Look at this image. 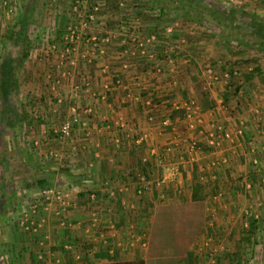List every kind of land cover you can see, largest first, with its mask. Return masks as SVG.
I'll return each mask as SVG.
<instances>
[{"label":"rangeland","instance_id":"rangeland-1","mask_svg":"<svg viewBox=\"0 0 264 264\" xmlns=\"http://www.w3.org/2000/svg\"><path fill=\"white\" fill-rule=\"evenodd\" d=\"M144 1L145 4L135 7L138 9L135 14V0H120V11L111 19L112 23L106 24L108 17L102 13L101 7L104 0H0V58L8 55L16 60L22 50L25 51L24 48L9 43L7 39L11 30L19 29V21L24 24L29 43L25 61L16 72L17 91L10 97L8 112L2 111L0 102V264H54L53 259L48 260L47 251L52 249L56 252L59 246H52V242L48 244L45 235L55 227L51 222L55 216H65L73 208L69 205L74 200L75 193L70 189L75 185L65 180L60 183L64 178L56 174L57 170L64 171L75 162L71 154L64 155L60 150L66 146V140L60 139L58 130L62 122L70 118L66 108L68 110L75 106L68 100L65 103L57 102L62 68L72 73L70 60H128L127 57L130 60L141 58L154 61L156 65L163 62L164 67H158V72L152 63L148 64H152V70L155 68L154 74L167 77L161 84L168 86L164 89L166 95L160 98L165 101L162 106H169L163 109H168L164 116L171 113V106L176 111L178 109L175 107L185 102L198 108L204 107L201 105L203 102H209L211 107L200 110L202 115L207 109H212V112L209 111L212 118L205 121V124L216 119L218 122H225L233 130L231 123L241 126L238 122H242L243 136H247V140L244 146L241 138L234 143L240 144L248 160L241 161L238 159L241 156L235 163L230 160L226 180L217 179L214 188L206 182L201 185L197 193V198L201 201L186 199L183 187L179 193L174 194L173 191L181 180L180 173L162 188L153 186L152 189H156L153 191L155 196L156 191L161 190L158 193L159 202L149 204L148 210L144 207L132 212L129 220L132 226H128V234L124 240L126 247L110 264H138L134 262L137 261L135 257L139 251H142L140 264H264V186L260 184V177L264 176V157L259 159L261 163L258 167H252L250 162L254 157H260L262 146H254L255 140H261L260 136L264 137V76L260 78V82L255 79L250 84L244 83L237 93H233L234 86L243 80V74L256 67L264 72V52L254 46L253 40L246 34V29L241 26L244 20L240 16L235 17L237 27L233 30L224 27L221 30L211 25L184 24L177 11L166 8L165 15L161 18L163 20L159 21V28L154 30L155 23L152 28L147 26L145 32L142 25L144 19L140 15L147 14L150 18L159 15V4L155 0ZM207 3L223 11L236 8L243 13H254L264 18L263 0H207ZM91 10L94 12H90ZM92 13L94 21L81 30L86 16ZM121 17L124 18L120 20ZM145 19L149 23L152 21ZM128 21V25L132 27L131 32L120 33L126 29L124 26ZM72 27H76L81 36L70 43L64 37ZM155 31L160 40L156 39ZM150 36L154 37V41L147 43ZM107 37L109 42L102 45L101 40ZM92 39L100 42L96 48L92 47ZM132 50L133 55H128ZM95 52L100 55L99 58ZM32 60H36L38 65L34 63L32 66ZM174 62L176 70L172 66ZM175 71L176 76L173 73ZM49 76H53L51 82ZM228 82H233V87L228 86ZM33 88L44 90L46 95L30 99L28 91ZM169 88L174 90L167 91ZM227 90L228 100L224 102L225 96L222 97L221 93ZM220 98L222 101H218ZM17 109L23 113L24 123H32L34 127L33 121H36L39 126L35 130L31 129L35 136H40L35 139L36 144L34 139L27 141L26 137L31 131L27 134L24 126L12 124L15 121H12V115ZM49 113L53 115L52 122L44 117ZM76 113L79 117L88 115L85 110L82 113L76 109ZM64 116L67 118L63 120ZM158 117L157 124H160L162 116ZM176 117L183 119L180 113ZM45 120L47 121L44 123ZM160 127H157L159 130L156 129L157 136L158 132H162ZM181 127L183 137L175 142L182 143L184 140L185 145L181 148L168 154L164 151V143H154L156 147L162 144L159 147V157L147 158L149 162L142 165H150V162L157 160L160 167L155 166L157 173L154 176L147 174V169L146 172H141L140 175L146 176L148 181L164 176L166 166L179 157L176 152L183 149V153H186L189 142L197 137V134L188 132L184 125ZM260 129L261 134L257 133ZM73 136L74 132L69 139L73 140ZM172 140L173 136H169L167 144ZM201 144L200 151L196 154L202 158H206L208 154L215 157L214 154H218L220 150H224V156L227 152L229 155L231 153L230 142L223 143L222 148L209 153ZM149 147L151 145L146 150ZM165 164L162 170L161 166ZM241 164L246 168L243 176H240L239 171L236 172L237 166ZM187 166L191 167V164ZM41 181L46 182L45 188L39 186ZM247 182H252L250 188L246 187ZM61 185H66L68 189L63 190V195H60L61 190L58 189ZM50 187L59 195L45 199L42 191ZM63 200H71L65 211L60 210L64 208L61 206ZM87 202H90L89 199ZM87 215L88 224H91L97 215L96 210L90 206ZM206 216L215 221L214 229L207 231L211 237L205 236L208 226L200 219ZM137 217H145L144 227H139ZM249 218L257 221L253 233L247 227ZM59 223L57 229L61 230L66 226ZM246 234L249 235L245 238ZM129 243L131 248H127ZM76 247L80 249L81 243ZM74 258H80L77 252Z\"/></svg>","mask_w":264,"mask_h":264},{"label":"crops","instance_id":"crops-1","mask_svg":"<svg viewBox=\"0 0 264 264\" xmlns=\"http://www.w3.org/2000/svg\"><path fill=\"white\" fill-rule=\"evenodd\" d=\"M145 16L149 20L152 19V21L150 20L151 24L146 20L142 21L143 27L149 26V28H152L156 21L150 18L151 16L149 17L146 14ZM144 31L146 32L145 29ZM133 53L134 51L127 54L132 56ZM112 56L115 55L112 54ZM127 59L70 60L72 73L62 68L63 71L60 74L62 83L58 87L59 93L57 96L59 100L57 102L63 101L65 103L68 100L82 113L86 109H90L91 112L87 116L80 117V124L75 126L74 139H66L64 143L66 146L60 148L62 154L68 156L71 154L75 162L68 165L64 171L60 172L57 170L56 174L60 178H64L60 180V183L65 180L67 183L72 182L75 185L74 187L71 186L70 189L75 195L70 205L71 200H63V204L61 202V206L64 207L60 209L61 211H65L68 205L73 206V208L65 216L64 214L55 216L53 221H51L55 227H53V230H49V234L47 232L45 235L48 238V244L52 242V246H59V250L56 252L52 249H50V252L49 250L47 251L48 260L53 259L54 264H110L114 257L123 252V247H126L124 240L128 234L126 231L129 230L128 226L129 228L132 226L129 223L132 212H135L136 208L140 210L145 207L148 210L149 204H155L160 199L158 195L161 192L160 189L156 191V196L153 192L156 189H152V191L143 193L140 196L136 194L137 181L143 167L141 159L147 154L146 148L150 145L151 147H156L154 143L157 144L158 142L164 143L165 147L169 142V136L175 135L177 141L183 137L181 136L183 134L181 131L182 119L176 117L175 123L172 124L177 129L176 134H173L170 129L161 128L157 124L158 116L163 117L166 115L168 109H163L169 107L162 106L165 105L164 101L159 105L150 102L149 96L162 98L167 93L164 89L168 86L164 87V85H161L167 77L154 74L155 68L152 70L153 64L157 68L156 72H158V67H164L163 62L161 61V64L156 65L154 61L150 60H130L128 57ZM175 62L172 66L176 70ZM31 63L32 66H34V63L38 65L36 60H32ZM148 63L152 64L149 65ZM173 73L177 75L176 71ZM74 74H76V77ZM49 78L51 81L53 76H49ZM34 80L37 81V79ZM74 80L76 81L74 82ZM179 85L181 88L180 82ZM169 90L172 91L174 88L167 89V91ZM16 91L17 88L14 92ZM28 92L30 99H32L31 97L46 95L44 90L37 88L29 89ZM221 95H223V92ZM70 110L66 108V113L69 114V117L72 116ZM210 110L207 109V111L203 112L204 122L212 118L211 113H209ZM181 111L183 112V110ZM13 115H15V112H13ZM148 116L149 118L147 119ZM44 117L50 122L54 121L53 115L50 113L49 115H44ZM65 118L67 117L64 116L63 120ZM150 118L152 122H149ZM24 122L22 118H17L12 124L24 126L23 128L27 130V134L31 129L39 128L36 125V121H33L34 127L32 123L27 125ZM158 126L160 131H162H157L158 136L163 135L165 137L157 136L156 129L159 130ZM259 132L260 134L262 133L261 129L257 133ZM34 134L31 131L28 134L30 137L26 135V138L27 141L34 139L36 144L35 139H39L40 136H35ZM142 136H146L145 141L140 145L135 144L134 140ZM245 137L247 136L241 138L243 146L247 140ZM260 137L262 139L255 140L256 144L254 146H262L259 155V158L262 159L264 157V137ZM42 138L44 139V137ZM184 143V140L182 143L179 142L178 147L181 148V146L185 145ZM161 146L162 144L156 148L160 149L159 147ZM239 147L240 144L231 142L229 149L231 152L233 151V154L231 153L230 156L228 152L226 153V156L233 161L232 163L237 162L236 159L240 156L238 159L241 161L248 160V156L243 154L241 147ZM223 151L220 150L218 154H214L216 155L215 157L208 154L206 158H202V156L197 154L190 156V158L186 153H183V149L176 152L179 154V157H177L182 161L180 171L182 169L184 171L180 172L181 180H179V183L177 182L178 186L174 189V194L179 193L183 187L182 191L185 193V198L190 201L193 187L196 184L203 185L206 182L211 184V188H214V183L217 179L226 180V169H229L231 164H221L220 159L224 156ZM198 161L201 162L198 164ZM157 162V160L150 162L147 174L154 176V173H157L155 166L160 167V162ZM187 164H191V167L187 166ZM165 166L166 164L161 166L162 170H164ZM185 166L186 169H184ZM237 171H239L240 176L245 175V165H238ZM66 187V185H61L58 189L62 193L63 190L68 191ZM87 199H89V203ZM90 206L96 210L97 215L92 220V223L88 224L87 214ZM207 217L204 219L200 217V219L208 226V229H205V236L211 237L212 235L207 234V231L214 229L215 221H211ZM136 219H139V227H144V224H146L145 217H137ZM60 221L62 225H66L61 230L56 228ZM86 226H91V228H86ZM136 234L137 232L134 235ZM79 243H81L80 249L76 247ZM131 247L129 243L127 248ZM76 252L80 258H74ZM141 255L142 251H139L136 255L137 257H135L138 262L135 261L134 263L140 264ZM57 259L60 260L59 263H57Z\"/></svg>","mask_w":264,"mask_h":264},{"label":"trees","instance_id":"trees-1","mask_svg":"<svg viewBox=\"0 0 264 264\" xmlns=\"http://www.w3.org/2000/svg\"><path fill=\"white\" fill-rule=\"evenodd\" d=\"M47 1L50 2V0H47ZM155 1H157V3L159 4V15H157L156 17H153V19L156 21V28H154V30L159 28V21L163 20L161 18L162 16L165 15L166 8L167 10L177 11L179 13L178 17H180V19L182 20L184 24L188 23V24H193L197 26L211 25L221 30L223 27L225 29L233 30L234 27H237V24H236L237 22L235 20V17L240 16V18L244 20L241 22L242 23L241 26L243 25V27L246 29V34L249 35L250 39L253 40L254 46H257L258 49H261L262 52H264V18L263 17L257 16L254 13H248V12L243 13L241 12V10H236V8L223 11V10H220L217 6L207 3V0H155ZM143 4H145L144 0H135L133 4V9H134L135 14L138 11V9H135V7H138ZM101 7L103 8L102 13L108 17L106 19V24H110L112 23L111 19L121 9L120 0H104V3L103 5H101ZM92 11L93 10H91L90 12ZM140 17H143L144 20H146L145 18H147L145 14L140 15ZM123 18L124 17H121L120 20H122ZM128 24H129V21L125 22L124 28L126 29L124 31L121 30L120 33L123 32V34H128L131 32L132 27L129 26ZM17 27H19V29L17 28L16 31L14 29L9 32V34L7 35L8 37L7 39L9 40V43L14 44L18 47L24 48L25 51L22 50L20 57L16 60L12 57H9L8 55L7 56L4 55V57L0 58V102H1L3 112L4 111L8 112L10 109V103H11L10 97L17 88V76H16L17 73L16 72L22 66L23 62L25 61L24 59L27 56V45L29 44L25 36V29H24V24L22 23V21H19V24H17ZM139 29H141L140 26H139ZM144 29L146 30V28L143 27V30ZM154 33H155L156 39L160 40L157 31H155ZM98 43L100 42L98 41ZM95 48H93V50ZM95 55L98 58L100 57V55H98L97 53ZM139 60H142V59L140 58ZM263 76H264V72H260L258 67L250 70L249 72L241 76L243 80L239 83V85L234 86L233 93L234 94L237 93L239 91V87L243 85L244 83L250 84L255 79H258V81L260 82V78H263ZM228 84L226 85L233 87L234 83L228 82ZM228 93L229 91L227 90L225 91V93H223L225 97H223L222 95L224 102L228 100L227 99ZM149 98H150V102L155 105H159L162 102L161 99L157 97L149 96ZM205 98L207 99L208 97H205ZM208 104L209 102L208 103L203 102V104L201 105H203L204 107H201L199 109L202 110L206 107L209 108L212 106L211 104L209 105ZM180 111L181 110L175 111L172 108L171 113L168 116H163L161 119L167 117L168 119H170V123L174 124L176 115L179 113L183 115V112L181 111L182 112L181 113ZM22 115L23 113L21 112V110H19V112H18V109L15 110V115H12V121L17 120V118H22ZM147 168H148L147 164L143 165V167L141 168V172H146ZM38 184L41 188L46 187V182L44 181H41ZM200 187L201 185H197V184L193 187L192 195H191L192 202L201 201L199 198H197V193L201 189ZM256 223L257 221L255 219L254 220L251 218L247 219V227L250 233H253L254 230H256V227H255ZM247 235L249 234L244 235V237L246 238Z\"/></svg>","mask_w":264,"mask_h":264},{"label":"built area","instance_id":"built-area-1","mask_svg":"<svg viewBox=\"0 0 264 264\" xmlns=\"http://www.w3.org/2000/svg\"><path fill=\"white\" fill-rule=\"evenodd\" d=\"M96 10V8H95ZM92 21H94L93 18V13L90 15L86 16V21L81 24V30L85 29L87 27V24L89 22L92 23ZM79 30L76 27H72L69 28L68 30V35L64 37V39L70 43H72L73 41H75L76 39H78L81 35L78 34ZM148 40L147 43L153 42L154 41V37L150 36L149 38H147ZM93 41V46L92 47H97L98 46V42H95V39H92ZM134 41V39H133ZM102 45H105L109 42V38H104L101 40ZM145 42V41H144ZM140 46V44H139ZM234 74H236V72H233ZM225 77H227V75L225 74ZM218 101H222L221 98ZM178 110H183V125L186 128V130L188 132H192L194 134H197V137L195 138V140H191L188 144V151H186V154L190 157V156H194L196 153H198L200 151V144L203 141V144H201L205 149H209L207 152H211L212 150H219L220 148H222V144L225 142H234L235 140H238V138H244V129L241 127L242 126V122H238L239 125L231 123L230 125L233 127V130H231L230 126L229 128L227 127L228 125L225 124V122H218L216 120H213V122H209L208 124H205L204 120H203V115H201V111L198 107H193V105L191 103H183V104H178L177 107H175ZM72 111V116L70 118H68L67 120H64L62 122L61 127L58 130V134L60 139L62 140H66L68 138L71 137V135L74 132V128L76 125L80 124L81 118L79 117V115L76 113V108L72 107L71 108ZM91 110L90 109H86L85 113H90ZM149 121L152 122V119L150 118ZM163 129H167L169 128L170 131L173 134H176L177 129L170 123V119H168L167 117L163 118L160 121L159 124ZM227 125V126H226ZM260 133V132H259ZM177 137V135H176ZM146 136H142L141 138H138L135 141V144L140 145L143 141H145ZM173 139L169 144H166L164 147V151L166 153H171L172 151H175V149L178 148V143L175 144V142L177 141L175 139V135L173 136ZM175 145V146H174ZM231 152V150H229ZM233 154V151L231 152ZM230 153V156H231ZM160 155V151L158 148L156 147H149L147 149V156H144L141 159L142 163H146L149 162L147 160V158H150L152 156L155 157H159ZM191 158V157H190ZM260 158H258L257 156L254 157L252 160H250L251 162V166L252 167H258L261 163V161L259 160ZM231 159H229L227 156H223L220 159L221 164H228L229 161ZM182 164V161L177 158L176 160L172 161L171 163H169L166 166V173L164 174V176H161L160 178L150 182L148 181L147 177L144 175H140L138 178V183H137V189H136V194L138 196L142 195L143 193H147L149 192L153 186L156 188H162L163 186H165V184L168 183V181H170L172 178L178 176V174L180 173V165ZM200 170H202V168H200ZM169 179V180H168ZM260 184L262 186H264V176L260 177ZM252 186V182H247L246 187L250 188ZM59 195L58 192H54V189L52 190L51 188L49 189H44L42 191V196H44L45 199H48L49 197H52L53 195ZM63 191L62 193H60V195H63ZM90 197V196H89ZM63 204V202H62ZM60 260L57 259V263H59Z\"/></svg>","mask_w":264,"mask_h":264}]
</instances>
